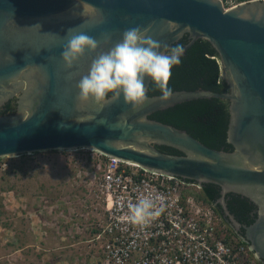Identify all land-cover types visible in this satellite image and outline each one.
Returning <instances> with one entry per match:
<instances>
[{"label": "water", "instance_id": "water-1", "mask_svg": "<svg viewBox=\"0 0 264 264\" xmlns=\"http://www.w3.org/2000/svg\"><path fill=\"white\" fill-rule=\"evenodd\" d=\"M131 28L169 47L188 34L184 54L199 38L208 39L230 90H174L162 100L161 94L149 95L151 79L146 78V98L136 107L123 94L103 102L81 100L77 83L92 59ZM79 33L96 39L99 47L86 50L69 69L61 53L69 35ZM105 33L111 37L107 44ZM20 90L19 110L0 114V158L91 148L201 185L264 194V0L241 1L229 9L223 0H0V105ZM212 97L229 101L232 151L149 117ZM157 145L184 153H166ZM246 241L264 256L254 237Z\"/></svg>", "mask_w": 264, "mask_h": 264}, {"label": "built area", "instance_id": "built-area-1", "mask_svg": "<svg viewBox=\"0 0 264 264\" xmlns=\"http://www.w3.org/2000/svg\"><path fill=\"white\" fill-rule=\"evenodd\" d=\"M223 1L225 9L240 3ZM88 149L107 210L95 236L98 264H260L251 244L205 199L201 184ZM147 192L160 197L163 211L145 226L133 225L127 205Z\"/></svg>", "mask_w": 264, "mask_h": 264}, {"label": "rangeland", "instance_id": "rangeland-1", "mask_svg": "<svg viewBox=\"0 0 264 264\" xmlns=\"http://www.w3.org/2000/svg\"><path fill=\"white\" fill-rule=\"evenodd\" d=\"M90 149L0 158V264H98L107 210Z\"/></svg>", "mask_w": 264, "mask_h": 264}, {"label": "clouds", "instance_id": "clouds-1", "mask_svg": "<svg viewBox=\"0 0 264 264\" xmlns=\"http://www.w3.org/2000/svg\"><path fill=\"white\" fill-rule=\"evenodd\" d=\"M107 44L111 37L103 34ZM98 41L84 33L71 34L63 46L62 59L70 69L85 55L86 50L96 52ZM184 49L181 45L162 46L138 28L122 34L119 42L101 52L77 83L81 100L103 102L109 93L113 98L123 94L124 101L136 107L146 98L145 79H151L161 92V99L173 95L169 87L171 69L181 62ZM126 219L133 225L145 226L163 211L158 195L151 192L139 196L135 203L127 205Z\"/></svg>", "mask_w": 264, "mask_h": 264}, {"label": "trees", "instance_id": "trees-1", "mask_svg": "<svg viewBox=\"0 0 264 264\" xmlns=\"http://www.w3.org/2000/svg\"><path fill=\"white\" fill-rule=\"evenodd\" d=\"M245 1V0H238ZM185 34L173 44L182 47L189 41ZM169 87L174 90L207 89L218 92L227 90L225 79L221 73L218 51L206 38L196 40L181 57V62L171 69ZM160 90L151 80L149 95H159ZM113 95L109 93L108 96ZM12 111L11 102L6 103L1 113ZM152 119L171 124L187 130L203 143L217 149L232 151L233 145L228 142L229 101L217 97L197 98L176 104L150 114ZM166 153L183 154L182 151L168 145H157ZM194 181V180H193ZM203 194L208 202L215 203L220 194V186L216 183L202 184ZM233 208V207H232Z\"/></svg>", "mask_w": 264, "mask_h": 264}, {"label": "flooded vegetation", "instance_id": "flooded-vegetation-1", "mask_svg": "<svg viewBox=\"0 0 264 264\" xmlns=\"http://www.w3.org/2000/svg\"><path fill=\"white\" fill-rule=\"evenodd\" d=\"M28 75L29 73L26 72L21 78L27 80L29 77ZM226 85L227 90H230L227 82ZM22 94L23 93L20 90L15 92L12 96H9L5 102L0 105V114L16 113L19 110ZM8 102H11L12 111L1 113ZM219 192L220 194L214 204L216 209L222 215L224 221L245 240L254 237L257 246L264 253V194L258 196L253 191L224 190V187L221 186ZM227 209L229 210V213L227 212ZM257 224L260 225L258 228H256ZM258 259L260 264H264V256L258 257Z\"/></svg>", "mask_w": 264, "mask_h": 264}]
</instances>
